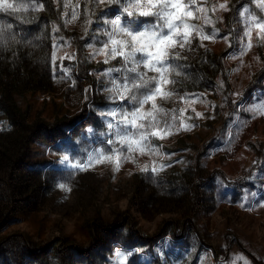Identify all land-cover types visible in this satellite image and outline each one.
<instances>
[{
  "label": "rangeland",
  "instance_id": "rangeland-1",
  "mask_svg": "<svg viewBox=\"0 0 264 264\" xmlns=\"http://www.w3.org/2000/svg\"><path fill=\"white\" fill-rule=\"evenodd\" d=\"M197 2L215 23H190L219 36L193 33L190 46L174 49L180 58L173 62L184 67L169 76L175 83L165 90L174 95L156 101L166 110L162 119L175 115L174 127L151 138L159 154L134 153L118 171L107 160L73 171L59 159L109 150L107 117L99 113L114 105L101 73L120 60L91 59L86 45L96 21L120 7L44 0L42 10L0 13V25L12 23L15 33L0 42V264H264V115L248 111L264 110V40L254 31L240 57L237 42L221 38L242 35L236 14L255 4ZM152 20L140 17L134 26ZM117 251L132 255L120 261Z\"/></svg>",
  "mask_w": 264,
  "mask_h": 264
},
{
  "label": "snow or ice",
  "instance_id": "snow-or-ice-1",
  "mask_svg": "<svg viewBox=\"0 0 264 264\" xmlns=\"http://www.w3.org/2000/svg\"><path fill=\"white\" fill-rule=\"evenodd\" d=\"M90 2L97 7L105 4H117L120 7V12L114 18L104 16L96 21L101 26L92 33V40L86 45L90 49L91 59L103 56L105 64L112 60H120L119 67L101 73L106 78V87L102 90L109 93L108 99L114 105L99 113L102 117H107L105 124L108 131L104 135L109 150L107 152L103 149L98 150L80 161H73L65 154L60 157L59 163L67 164L73 171H83L107 160L113 163L115 170L118 171L122 162L130 159L134 153L159 154L151 138L168 134L174 127L175 115L172 122L162 119V115H167L166 110L158 107L156 103L157 98L174 95L165 90L168 84L175 83L169 76L173 73L179 74L178 70L184 67L173 62L180 58L174 49L177 46L181 49L186 45L190 46L193 33L201 40H215L219 33L213 31L206 34L202 26L190 23L192 19L202 21L203 25L215 23L208 16L209 9L201 6L197 0H90ZM252 3L255 4V9L245 6L236 14L238 17L236 22L243 24V34L233 36L229 33L228 36L221 37L229 42L230 47L232 39L237 42L240 57L251 49L254 31L257 39L264 40V0H252ZM69 6L68 3L64 4L65 8ZM29 8L42 10L44 0L26 2L21 0L19 3L15 0H3L0 4V13L11 15ZM78 8L79 4L73 6L71 20L77 18ZM218 8L223 11L229 10L223 3L219 4ZM211 11L215 13L217 6L213 5ZM64 15L67 17L68 13L65 12ZM125 16L127 20L123 19ZM140 17H152L153 20L145 22L137 29L134 25ZM88 23L91 24L93 21L89 20ZM12 29V23L0 25V42L4 40L6 33L15 34ZM62 46L57 42L53 48L58 50ZM70 58H75L74 54ZM56 60V51H53L51 61L54 78H57ZM59 71L63 75L68 73V69L63 65ZM248 111L264 115L261 108ZM143 171L148 169L145 168ZM151 171L155 173L157 169L153 167ZM71 174L69 172V176ZM58 187L66 192L71 191L67 183H59ZM259 206L264 207V204ZM131 255V252L127 254L116 252V257L120 261H127Z\"/></svg>",
  "mask_w": 264,
  "mask_h": 264
},
{
  "label": "trees",
  "instance_id": "trees-1",
  "mask_svg": "<svg viewBox=\"0 0 264 264\" xmlns=\"http://www.w3.org/2000/svg\"><path fill=\"white\" fill-rule=\"evenodd\" d=\"M19 58V57H18ZM10 66H11V68L15 71V72H17V73H15L16 75H17V79H15V80H19L18 78L20 77V60H17L16 61V59L15 60H11V62H10ZM1 70L2 71H4V70H6L5 69V67L0 63V73H1Z\"/></svg>",
  "mask_w": 264,
  "mask_h": 264
}]
</instances>
